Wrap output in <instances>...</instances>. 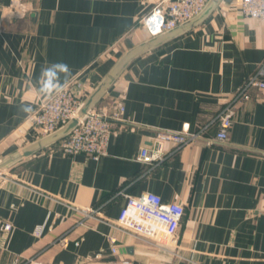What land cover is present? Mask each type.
Returning a JSON list of instances; mask_svg holds the SVG:
<instances>
[{"label":"crops","instance_id":"0c3cea01","mask_svg":"<svg viewBox=\"0 0 264 264\" xmlns=\"http://www.w3.org/2000/svg\"><path fill=\"white\" fill-rule=\"evenodd\" d=\"M160 1L0 0V158L38 138L31 116L50 96L39 92L42 67L66 62L60 83L84 101L152 36L144 17ZM263 59L264 19L244 16L236 0L136 57L95 107H125L105 155H67L58 142L0 175V218L12 225L0 232V264H108L111 237L133 264H264V91L238 101L227 140L215 139L218 113ZM184 129L201 137L165 141L161 162L137 158L158 131ZM147 191L184 205L173 239L118 226L126 195Z\"/></svg>","mask_w":264,"mask_h":264},{"label":"built area","instance_id":"2783aa9c","mask_svg":"<svg viewBox=\"0 0 264 264\" xmlns=\"http://www.w3.org/2000/svg\"><path fill=\"white\" fill-rule=\"evenodd\" d=\"M208 0H161L154 9L144 17V23L151 35L171 29L179 23L193 17L201 11ZM246 17L264 19V0H236ZM258 88L264 91V59L259 62L256 71L235 92L229 103L218 113L216 120L219 130L216 140L226 141L237 113V102L251 97V90ZM83 102L81 95L72 83L63 87V91L54 92L41 101L31 116L33 130L37 137L47 135L79 109ZM123 101L117 103V110L111 115L101 109L93 110L91 116L81 120L76 128L59 143L61 151L67 155L85 153L97 158L107 153L111 135L115 132L114 119H119L124 111ZM202 131H158L152 147H142L138 159L144 162H161L166 157L164 143L172 140L179 148L201 137ZM185 213L183 204L176 201H165L159 194L147 191L140 195H126V203L121 208L117 224L122 229L135 235L153 240L173 239ZM9 221L0 218V232L10 230ZM42 228L38 227L37 234ZM111 257L108 264H133L123 256L117 245L116 237H111ZM62 243H65L62 240ZM13 264H45L38 258H26Z\"/></svg>","mask_w":264,"mask_h":264},{"label":"water","instance_id":"95a60500","mask_svg":"<svg viewBox=\"0 0 264 264\" xmlns=\"http://www.w3.org/2000/svg\"><path fill=\"white\" fill-rule=\"evenodd\" d=\"M221 1L222 0H208L201 11L193 17L179 23L171 29H167L155 35H152L150 38L126 50L115 63V65L111 68V70L107 73V75L100 81V83H98V85H96V87L91 91L87 98L82 102L79 109L71 118H69L65 123H63L53 132L41 136L34 141L0 158V175L17 162L47 147H50L67 137L74 130V128L78 126L82 119L93 114L92 112L96 105L103 98V96L106 94V92L130 62H132L139 55L162 44H165L205 22L217 9ZM32 10L33 7L29 5L27 12H31ZM127 250L131 249L127 248Z\"/></svg>","mask_w":264,"mask_h":264},{"label":"clouds","instance_id":"9594fccd","mask_svg":"<svg viewBox=\"0 0 264 264\" xmlns=\"http://www.w3.org/2000/svg\"><path fill=\"white\" fill-rule=\"evenodd\" d=\"M71 73V68L66 62H53L49 66L42 67L38 83L39 92L45 95H51L53 92L63 91V85L60 83V74L65 76ZM25 112H30L31 108L25 106Z\"/></svg>","mask_w":264,"mask_h":264},{"label":"rangeland","instance_id":"374dc122","mask_svg":"<svg viewBox=\"0 0 264 264\" xmlns=\"http://www.w3.org/2000/svg\"><path fill=\"white\" fill-rule=\"evenodd\" d=\"M39 137H41V136H39ZM39 137H38V138H39Z\"/></svg>","mask_w":264,"mask_h":264}]
</instances>
